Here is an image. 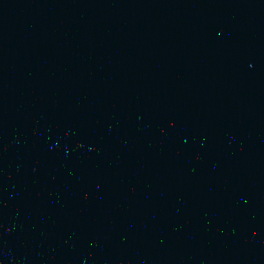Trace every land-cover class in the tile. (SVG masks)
<instances>
[{
	"label": "water",
	"instance_id": "95a60500",
	"mask_svg": "<svg viewBox=\"0 0 264 264\" xmlns=\"http://www.w3.org/2000/svg\"><path fill=\"white\" fill-rule=\"evenodd\" d=\"M0 264H264V0H0Z\"/></svg>",
	"mask_w": 264,
	"mask_h": 264
}]
</instances>
